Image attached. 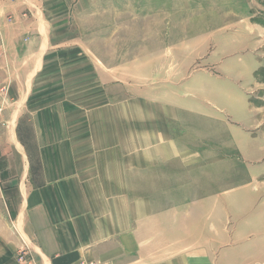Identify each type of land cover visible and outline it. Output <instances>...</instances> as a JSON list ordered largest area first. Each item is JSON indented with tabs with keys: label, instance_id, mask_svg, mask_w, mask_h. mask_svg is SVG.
Masks as SVG:
<instances>
[{
	"label": "crops",
	"instance_id": "obj_1",
	"mask_svg": "<svg viewBox=\"0 0 264 264\" xmlns=\"http://www.w3.org/2000/svg\"><path fill=\"white\" fill-rule=\"evenodd\" d=\"M85 6L82 0L1 3L0 75L8 81L14 125L0 140V264H19L21 247L38 264H264V247L241 244L257 235L235 227L245 221V203L230 209L228 192L211 191L229 188L227 171L202 161L212 158L220 132L239 139L247 102L228 86L209 95L164 96L154 82L165 75L157 65L145 75L131 67L132 88L118 96L116 68L102 69L106 57L94 47L116 43V22L108 18L118 8ZM50 66L61 76L59 100L37 102L31 94ZM95 80L97 91L103 85V106L85 101ZM131 95L157 115L128 117ZM203 97L228 99L231 105L221 108L231 121L213 117ZM26 112L30 117L21 116ZM149 125L156 126L151 134Z\"/></svg>",
	"mask_w": 264,
	"mask_h": 264
},
{
	"label": "rangeland",
	"instance_id": "obj_2",
	"mask_svg": "<svg viewBox=\"0 0 264 264\" xmlns=\"http://www.w3.org/2000/svg\"><path fill=\"white\" fill-rule=\"evenodd\" d=\"M142 1L145 0H92L85 6L87 1L82 0L85 8H118L114 20L112 16L108 18L111 24L116 22V43L111 41L94 46L95 50L101 49L100 52L106 57L101 62V68H113L111 71L116 68L118 80L115 83L122 86L118 88V96L128 92L125 87L132 88L128 83L131 67L145 75L151 65H157L165 75L154 82L159 85L158 90L164 96H173L176 90L209 95L207 93L211 90L215 93L228 86L230 91L244 98L248 106L244 114L247 121L236 128L240 132L237 136L239 139L234 140L230 132H220L218 135L221 139L212 142V158L202 157V161L227 171L229 188L213 187L211 191L214 197L220 196L221 192H228L230 209L233 208L231 205L241 206V203H245V221L240 223L239 229L235 225L236 230L240 232L242 229L245 233L257 236H250L249 245L246 242L241 244L264 247V0H147L145 5ZM4 54L2 39L0 64ZM163 54L165 59L156 61ZM85 68L88 70L87 65ZM51 69L47 78L37 80L39 90L31 94V98L37 102L59 100L61 76ZM69 77L63 79L65 85L70 82ZM137 78L134 77L132 81L135 83ZM2 79L5 76L0 75V81ZM84 81L86 86L91 87L87 76ZM94 84V91L91 89L86 92L85 101L88 103V100L95 99L102 101L103 106L107 101L103 85L99 92L96 80ZM135 90H138V86ZM9 97L12 98L10 94ZM192 99L187 97V100ZM203 100L205 102H200L201 106L213 111V117L231 121L229 111L221 108V103L231 105L228 99L220 103L206 97ZM144 102L133 95L129 96L126 110L128 117L157 115L156 107H146ZM35 109L34 105L32 110ZM121 111L118 107V115ZM237 114L240 115L239 112ZM21 116L28 118L30 114L26 112ZM129 125L128 129H131ZM24 127L28 130V124ZM148 127L151 134L150 129L155 130L156 126ZM240 149L243 151L242 157ZM199 158H196V165L201 164ZM215 175L220 179V173ZM219 179L214 181L220 183ZM225 181H221L223 185ZM237 198L242 199V202L235 201ZM217 200L220 202L218 197ZM250 200L251 204L248 202ZM235 227L230 225L229 230ZM22 248L15 252L19 264L21 262L17 253ZM260 254L261 260H264V251ZM215 257L220 258L219 252Z\"/></svg>",
	"mask_w": 264,
	"mask_h": 264
},
{
	"label": "built area",
	"instance_id": "obj_3",
	"mask_svg": "<svg viewBox=\"0 0 264 264\" xmlns=\"http://www.w3.org/2000/svg\"><path fill=\"white\" fill-rule=\"evenodd\" d=\"M2 45V39L0 34V47ZM9 86L6 79L0 81V140L3 137L4 132L9 130L14 125V118L9 114L8 108L11 103L9 97ZM17 258L21 264H38L36 260L31 256V252L28 247H23L18 253ZM88 264H94L90 262Z\"/></svg>",
	"mask_w": 264,
	"mask_h": 264
}]
</instances>
